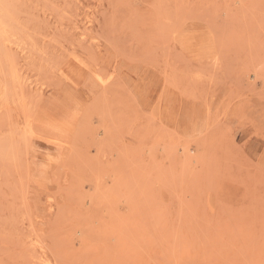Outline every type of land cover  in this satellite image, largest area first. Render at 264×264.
<instances>
[{
    "label": "rangeland",
    "instance_id": "374dc122",
    "mask_svg": "<svg viewBox=\"0 0 264 264\" xmlns=\"http://www.w3.org/2000/svg\"><path fill=\"white\" fill-rule=\"evenodd\" d=\"M0 29V264H264V0H0Z\"/></svg>",
    "mask_w": 264,
    "mask_h": 264
},
{
    "label": "bare ground",
    "instance_id": "6f19581e",
    "mask_svg": "<svg viewBox=\"0 0 264 264\" xmlns=\"http://www.w3.org/2000/svg\"><path fill=\"white\" fill-rule=\"evenodd\" d=\"M1 6H2V4H1ZM3 8V7H2ZM4 9V8H3ZM2 13V12H1ZM8 22V21H7ZM2 25H4V23L2 24ZM1 30V29H0ZM2 31H4V30H2ZM3 34V33H2ZM6 53V52H5ZM6 55V54H5ZM8 59H10V58H8ZM7 60V59H6ZM12 68V67H11ZM14 69V68H13ZM80 75V74H79ZM76 77H78V75L76 74ZM102 79V81H103V83L104 82H106L107 83V81H105L103 78H101ZM101 79H99V80H101ZM101 81V82H102ZM1 97V96H0ZM27 131V130H26ZM29 132L33 135L34 134V129H33V124H30L29 125Z\"/></svg>",
    "mask_w": 264,
    "mask_h": 264
}]
</instances>
